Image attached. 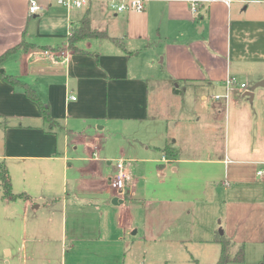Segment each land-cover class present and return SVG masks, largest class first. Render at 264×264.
<instances>
[{"label": "crops", "instance_id": "0c3cea01", "mask_svg": "<svg viewBox=\"0 0 264 264\" xmlns=\"http://www.w3.org/2000/svg\"><path fill=\"white\" fill-rule=\"evenodd\" d=\"M38 3L30 14L28 0H0V55L9 52L1 68L52 118L0 77V160L21 195L1 198L18 238L13 245L8 235L4 264H146L139 242L173 244L182 235L167 231L185 207L216 185L247 184L249 166L264 163L263 123L255 143L245 137L229 149L219 121L251 124L253 112H264V86L246 95L264 79V0L201 3L195 14L189 0H145L141 12ZM85 16L105 36L73 50L68 36ZM45 49L65 57L52 60ZM229 75L254 84L232 89L228 105L229 96L213 95L226 92ZM119 158L129 170L121 190L109 185ZM202 165L222 177L193 172Z\"/></svg>", "mask_w": 264, "mask_h": 264}, {"label": "rangeland", "instance_id": "374dc122", "mask_svg": "<svg viewBox=\"0 0 264 264\" xmlns=\"http://www.w3.org/2000/svg\"><path fill=\"white\" fill-rule=\"evenodd\" d=\"M253 84L248 85L247 83V86L251 87ZM210 92L209 94H213L214 91ZM191 94H197L199 98L198 91L191 92ZM205 96V103L215 102L210 98V95ZM230 99L231 96H229L228 102ZM242 99L247 101V98L242 97ZM222 101L225 103L223 99H220L219 102ZM254 105L256 102H253L250 107L253 108ZM219 121L223 123L221 129L223 144L226 141L229 149L233 148L234 140H241L245 137L255 143L258 140L257 126L259 124L263 123L261 131H264V112H253L251 124L239 125L238 123V125H234L231 117L227 119L226 123L224 119H219ZM165 125L168 128L170 126L167 122ZM209 129L210 134L218 136V131L216 133L211 128ZM176 131L181 132L180 130ZM201 133L203 130L197 132V135ZM2 163L0 160V168ZM232 165L235 163H230V166ZM257 166L259 165L249 166L251 168L246 174L247 184L229 181L227 186L216 185L215 191L203 201L192 205V207H185L182 214L176 218L177 230L167 231V233L176 232L182 235L173 244L160 243L158 242L160 240L139 242L136 246V253L145 258L146 264H211L220 255L221 245L215 238L222 230L224 234L231 237L233 252L241 245L243 249L241 261H230L227 264H264V181L256 175ZM196 171L201 174L200 177H205L207 172L210 174L212 172L214 177H222V170L214 166L202 165L198 169H193V172ZM218 173L221 174L218 175ZM201 188L202 183H200ZM1 198L0 196V264H4V259L8 258L4 251L8 235H11L10 242L13 245L18 238L14 236V229L10 227L12 220H7L4 216L8 210H6L7 204L5 205ZM150 220L157 223L156 218Z\"/></svg>", "mask_w": 264, "mask_h": 264}, {"label": "trees", "instance_id": "16d2710c", "mask_svg": "<svg viewBox=\"0 0 264 264\" xmlns=\"http://www.w3.org/2000/svg\"><path fill=\"white\" fill-rule=\"evenodd\" d=\"M102 37L105 36L104 32H98L90 27L89 17L85 16L81 21L80 25L72 29L70 35L68 36V46L69 48L73 50H77L76 43L82 39L87 37ZM9 52H5L4 54L0 55V77L4 79L6 82H8L10 85L16 87L21 86V88L24 90L25 95L30 98L31 100L36 101L42 110V117L45 121L51 122L52 118L49 111V105L43 101H41L38 96L34 93L33 90H31L28 86L24 85L23 83H20L18 78L14 75H10L5 73L2 68V62L4 59L8 56ZM173 92L177 93L178 89L176 87L173 88ZM164 154L168 156L169 158L171 156H174V152L170 146H165L163 148ZM3 162V161H2ZM0 190H1V196L4 199L7 200H14L18 196L15 194L11 189V182L10 177L8 175V171L6 169V166L4 165V162L1 164L0 168ZM215 240L220 243L221 245V251L218 259L213 262L212 264H227V262L230 261H241L243 259V249L242 245L239 246V248L233 252V242L230 238L224 236V234H219Z\"/></svg>", "mask_w": 264, "mask_h": 264}, {"label": "built area", "instance_id": "2783aa9c", "mask_svg": "<svg viewBox=\"0 0 264 264\" xmlns=\"http://www.w3.org/2000/svg\"><path fill=\"white\" fill-rule=\"evenodd\" d=\"M59 5L65 7L66 9L72 8H80L84 6H88L93 2H99L106 5L107 8L115 11V12H126V11H134V12H141L144 9L145 0H54ZM216 0H189L190 9L192 13H197L199 5L211 3ZM226 5L229 4L230 0H220ZM29 7L28 12L30 14L35 13L39 8L40 5L38 0H28ZM44 55L49 57L52 60H56L58 57H65L64 51H60L58 49H45L42 51ZM224 84L226 88V92L222 94H215L213 95L214 99H220L222 97L228 98L229 92L232 89H247V85L244 82L239 81L234 76H227L224 79ZM116 172L113 177L109 178V185L114 188L121 190L125 186L126 180L129 178V170H128V163L125 159L119 158L115 161ZM258 176L264 175V163L257 169L256 171Z\"/></svg>", "mask_w": 264, "mask_h": 264}, {"label": "water", "instance_id": "95a60500", "mask_svg": "<svg viewBox=\"0 0 264 264\" xmlns=\"http://www.w3.org/2000/svg\"><path fill=\"white\" fill-rule=\"evenodd\" d=\"M258 86H264V79L258 81L257 83H255V84L251 87V89H250L249 91L246 92V95H247V96H250V95H251V91H252L253 89H255L256 87H258ZM222 233H223V231L220 230V234H222Z\"/></svg>", "mask_w": 264, "mask_h": 264}]
</instances>
